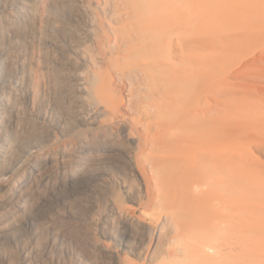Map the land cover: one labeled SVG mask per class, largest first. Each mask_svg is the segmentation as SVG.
<instances>
[{
  "label": "rangeland",
  "instance_id": "374dc122",
  "mask_svg": "<svg viewBox=\"0 0 264 264\" xmlns=\"http://www.w3.org/2000/svg\"><path fill=\"white\" fill-rule=\"evenodd\" d=\"M74 2L70 5L78 8ZM118 3L120 9L111 4L109 24L98 26L100 43L88 38L82 27L72 25L67 34L61 31L83 45L89 60L86 77L94 79L100 65L110 68L101 75L112 81L119 103L115 109L107 104L79 105L81 96L67 73L44 68L52 49L38 42L33 46L28 21L14 12L5 14L8 20L5 15L0 18V76L13 81L6 92L11 104L6 118L32 110L53 123L23 118L19 135L6 121L0 127L11 139L0 168L20 156L22 145H37L31 156L48 159L44 171L53 172L46 184L33 177L21 186L16 179L10 190L0 191V264H158L157 255L145 257L150 245L146 229L155 222L140 206L147 200L145 174L136 166L141 140L136 130L128 138L123 129L135 123L146 132L142 123L150 114L139 111L164 86L167 116L182 121L188 132L178 137L179 128H174L179 142L203 146L209 164L220 157V183L237 184L242 213L264 210V0ZM36 10L39 15L54 11L44 8L43 0H37ZM151 14L171 27L155 36L158 48L150 57L156 65L137 72L127 61L138 54L131 46L152 45L140 29L149 24ZM56 35L62 37L60 32ZM67 58L81 61L74 52ZM117 156L122 168L113 164ZM95 170L106 175L72 189L56 188L61 176ZM149 171L147 167L151 177ZM131 250L141 252V257Z\"/></svg>",
  "mask_w": 264,
  "mask_h": 264
},
{
  "label": "bare ground",
  "instance_id": "6f19581e",
  "mask_svg": "<svg viewBox=\"0 0 264 264\" xmlns=\"http://www.w3.org/2000/svg\"><path fill=\"white\" fill-rule=\"evenodd\" d=\"M43 1L44 8L51 7L54 11L37 14V0H6L7 3L0 1V18L14 12L20 20L28 21V35L33 46L38 42L39 46L52 49L53 57L44 61V68L49 73L58 70L65 75L67 73L73 82V89L81 96L79 105L93 107L107 104L113 109L118 107L119 103L112 92V81L101 75L103 72H110V68L106 67L104 70V66L100 65V73L94 79L86 77L83 72L89 60L82 51L83 45L66 34L72 25L82 27L88 38L100 43L102 36L98 33V26L100 24L105 27V23L109 24L113 5L120 9L119 0H98L97 5L91 0H74L79 6L75 9L70 5L73 0ZM135 12L134 10L133 13ZM151 15L149 24L140 29L145 38L152 39V45L131 46L138 54L133 60L127 61V65L137 72L151 66V63L156 65V59L150 57L158 48L155 46V36L161 28L168 30L171 27L170 22L165 21L161 25L155 15ZM5 17L8 20V15ZM59 32L62 34L61 38L56 35ZM169 50L168 57L171 58L174 50L171 47ZM69 52H74L81 61L68 60ZM107 59L105 57L104 63ZM137 78L140 77L137 75ZM154 78L157 79L156 76ZM159 87L157 85L156 89ZM11 88L13 81L0 76V127L6 121L19 135L17 129L23 118L32 119L42 125H53L50 118L32 110L7 119L6 114L11 104L7 100L6 92ZM163 91H166L165 86L158 95H151L146 100V108L145 104L141 106L143 109L139 112L150 114L149 120L142 123L147 129L146 132H140L135 123H129L123 129V135L128 138L131 130H136L141 140L137 146L136 166L145 174L147 200L141 202L140 206L155 222L150 223L146 229V234L150 236V245L145 251V257L157 255L158 264H264V249L260 248L264 244V210L261 208L262 212L242 213L237 184L220 183V157H214L215 163L209 164V152L203 146H189L179 142L178 137L188 132L184 131L182 121L167 116L170 106ZM174 128H179L181 134L178 137H175ZM10 144L9 135L0 133V165L5 161ZM36 147L37 145H22L19 148L20 156L13 162L7 161L0 168V191L10 190L16 184V179L23 186L33 177L40 184H46L53 177L52 171H44L48 159L37 161L31 156ZM113 164L118 168L123 167L119 156ZM147 167L152 173L151 177L146 173ZM105 175L104 171L95 170L61 176L56 188L72 189L78 183L95 182L103 179ZM131 252L141 257V252Z\"/></svg>",
  "mask_w": 264,
  "mask_h": 264
}]
</instances>
